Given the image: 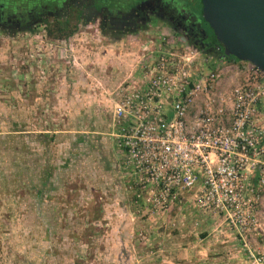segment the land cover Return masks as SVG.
I'll list each match as a JSON object with an SVG mask.
<instances>
[{
  "label": "rangeland",
  "instance_id": "obj_1",
  "mask_svg": "<svg viewBox=\"0 0 264 264\" xmlns=\"http://www.w3.org/2000/svg\"><path fill=\"white\" fill-rule=\"evenodd\" d=\"M95 29L96 27L93 25L81 23L80 26L68 28V30L74 31V34L68 38L51 37L48 34V28L43 27L35 32L20 33L16 36L0 33V161L4 159L3 162H0V171L2 175L10 176L12 169L17 170L10 163L14 156L9 149L13 137H15L14 134L18 131V129L15 130L16 121L13 114L18 113L17 124L21 125L22 130L30 124L37 134L46 135L45 133H49L50 135L48 138L50 143V174L58 175L55 170L58 169L59 165L63 170L61 171L64 175L62 179H65V187H62L63 194L60 197L57 194L58 198H55L54 201H57L58 204L57 199H63V202L68 203L67 208L72 207L69 209L73 211L70 214L61 213L56 214V216H59V219L64 218L67 224L80 218L78 212L80 208L79 206L75 207L79 198L74 196L75 199H73L71 196L74 191L77 192L82 186V189L87 191L84 195L90 196L86 185L79 183L81 174L77 172V169L81 153H94L93 147H90L93 144L94 135L89 134V136L88 133L92 129L94 130L93 126L98 125V119L97 114L94 113L96 109L93 110V107L91 108L90 104L86 103H83V107L87 110L84 117L76 118L74 115L72 116L73 112L70 111L71 114L68 115L67 119L61 118L58 114V109H60L58 106L59 98L64 96L68 98L66 102H63L62 107L75 110L78 102L74 92H81L80 94L85 95V98H88V94L92 93L102 103L101 107L98 108L104 115L102 121L104 124H108L110 121L112 125L113 116L112 113L111 115L108 113V110L113 107L116 91L126 86L128 82L137 79L142 63L151 57H155L163 48L167 47L174 49L177 47L180 51L183 47H188L193 51H198L201 57L206 59L210 70L218 67L222 90L231 91L246 76V67L240 63L218 60L211 55L202 54L189 45L184 37L162 25H153L138 36H131L120 41L103 37V35L95 32ZM113 79H118V82L113 83ZM74 80L79 81L80 84H76ZM63 83L65 84L62 85ZM32 109L33 115L30 113ZM91 110L92 112H90ZM29 115L32 118L28 117ZM77 127L81 128L78 131L81 130L80 132L82 135L84 133L85 136V139L80 137L81 141L75 132ZM73 135H76L74 139L71 137ZM59 141L63 142L58 143ZM113 143L115 153L119 158V163H121L120 157L123 156V152L118 150L116 142ZM35 151L36 159L34 162L36 166L39 154L37 148ZM100 152L103 155V150L100 149ZM22 157L25 159L26 156ZM65 161L67 164H63ZM92 161L93 158H87L86 166L89 163L92 164ZM15 174L21 178L24 176V174H19V171ZM82 175L89 180V183L94 178V172L90 170ZM5 184V188H7L9 186L7 180ZM51 200L53 199L51 198ZM99 201V204H104V201ZM260 201L258 209L261 213L262 229L260 235L257 236V242L262 253L257 252L256 256L258 254L261 259H264V250L261 248H264V192ZM82 203L85 205V202ZM27 207L26 191L21 186L15 188L11 194H0V264H26L25 260L30 252L31 244V232L27 230L26 223H35L38 218L41 221V215L38 217L33 211L27 213ZM130 210L133 213L131 221L148 220V215H151L149 213L143 214L136 208L135 211L132 208ZM101 217L99 215L98 220H101ZM218 218L222 221L224 219L222 214L218 215ZM93 232L94 230L91 228L88 233L93 235ZM97 233L100 242L103 238L102 234L104 235L106 232L105 230H97ZM149 235L151 232L148 229L131 231L132 245L130 251L132 254L130 255L129 250L127 251L126 247L119 244L115 252L113 250L114 259L110 262L105 260V256L97 260L99 253H95L94 259L96 261H92L89 256L94 254L93 252L89 253L90 251L98 248V252H100L105 246H100V244L97 247L95 244L79 246L77 243L75 246L71 242L69 245V241L66 242V245H61L62 241L54 240V238L50 239V250L48 251L46 247L43 256L38 257L43 258L41 264H170L166 260L167 255H163L166 250L163 243L147 248L143 252L145 258L143 260L138 259L137 255H140L138 245L149 238ZM91 238L95 240L94 236ZM35 247L41 248L40 244H36ZM80 248L83 250V257L87 261L79 260L77 251ZM159 250H162V253ZM79 253L81 252L79 251ZM174 260H178L177 264H186L184 259L180 260L176 255H174ZM164 261L167 262L164 263Z\"/></svg>",
  "mask_w": 264,
  "mask_h": 264
},
{
  "label": "built area",
  "instance_id": "obj_2",
  "mask_svg": "<svg viewBox=\"0 0 264 264\" xmlns=\"http://www.w3.org/2000/svg\"><path fill=\"white\" fill-rule=\"evenodd\" d=\"M245 63V78L225 91L218 67L210 70L198 51L167 47L116 91L115 137L140 210L166 213L189 195L241 237L260 235L264 72Z\"/></svg>",
  "mask_w": 264,
  "mask_h": 264
},
{
  "label": "crops",
  "instance_id": "obj_3",
  "mask_svg": "<svg viewBox=\"0 0 264 264\" xmlns=\"http://www.w3.org/2000/svg\"><path fill=\"white\" fill-rule=\"evenodd\" d=\"M240 65H243V67L247 66L246 63H240ZM74 81L76 84H80L78 83L79 81ZM112 82L117 83L118 79H113ZM80 93L74 92L77 95L76 100L78 102L75 110L62 107L63 102H66L68 99L65 96L58 99V106L60 108L58 109V114L61 118L67 119L68 115L71 114L70 111L73 112L72 116L74 115L76 118L84 117L87 110L83 107V103H86L90 104L93 110L96 109L94 113L97 114L96 117L98 119V125L93 126L94 130L92 129L88 133V135H94L93 144L90 146L93 147L94 153H81V163L79 159L77 169V172L81 174L79 183L86 185L90 196L86 197L84 195L87 191L84 188L82 189V186H80L81 188L79 187L78 193L74 191V194H76L71 195L73 199L79 198L77 205L73 206H79L80 210L78 212L80 218L70 224L65 223L64 218L61 217L59 219V216H56V214L59 215L61 213H64V215L65 213L70 214L73 211L69 209L72 207L67 208L68 203L63 202V199H57L59 201L58 204L57 201H54L55 198L63 194L62 187H65V179H62L64 178L63 173H61L63 170L59 165L58 169L55 170L56 173L58 172V175H54V173L53 175L50 174L49 133L39 135L30 124L26 125L24 130H22L21 125L17 124L18 113L13 114L16 121L15 130L18 129V131L14 134L15 137H13L9 150L14 156L10 163L17 170L14 171L12 169L10 176L2 175L0 171V194H11L15 191V188L21 186L26 191L27 213L33 211L38 217L41 215V221L38 218L35 223H26L27 230L31 232L30 252L26 257V264H41L43 262V258L40 259L38 256H43L46 247L48 251L50 250L51 238L61 240V245H66V242L69 241V245L77 243L79 246H84L85 244L87 246L95 244L96 247L99 244L100 246H105L103 251L98 252V248L90 251L89 253L93 252L94 254H90L89 256L92 261H96L94 259L95 253H99L100 255L97 256V260L105 256V260L110 262L114 259L112 255L119 244L126 247L130 255L132 254L130 251L132 245L131 231L135 229H148L151 232L149 238L144 240L141 245H138L140 255L137 256L139 260L145 258L143 252L147 248L163 243V247L166 249L163 255H167L166 260L170 264L178 263V260H174V255L180 260L184 259L186 264H264V259L262 258V260L258 254L256 256L257 252L262 253L257 242L258 235L249 234L246 238L241 237L229 228L224 220L222 221L218 218V215H221V213L199 211L196 209L192 202V197L189 195H187L185 203L178 208H174L166 213L148 215V220L131 221L133 215L130 210L131 208L134 211L136 208L137 211L139 210L143 214H146V212L140 210L137 205L134 188L135 182L132 172L124 165V153L120 157L121 163H119V158L115 153L113 142L117 143L118 150L124 152L122 147L119 146L118 139L115 137L116 129L113 127V124L111 125L110 121L109 123L107 122L108 124H104L102 121L104 115L103 113L101 114V109L98 110L102 104L100 100L92 93L88 94V98H85V95ZM30 113L33 115V109ZM108 113L110 115L113 113V107L108 110ZM28 117L32 118L31 115ZM78 129L81 128H75L77 130L75 132L81 141L80 137L85 139V136ZM74 136L76 135L71 137L74 139ZM61 142L59 141L58 143ZM35 148H37L39 154L36 166L34 162L36 159ZM39 148L41 152H39ZM100 149L103 150V155H101ZM22 156H26L25 159ZM87 158H93L92 164L89 163L88 166H86ZM3 161L4 159L0 162ZM63 164H67V162L65 161ZM89 170L94 172V178L91 183L82 175ZM18 171L19 174H24L23 178L15 174ZM258 177L259 172L255 171L252 175L253 182H256ZM6 180L9 185L7 188H5ZM263 192L264 190L261 192V198ZM99 200L104 201V204H99ZM82 202H85V205ZM99 215L100 217L103 215L101 220H98ZM91 228L94 230L93 235L88 233ZM97 230H105L106 232V234H102L103 238H101L100 242L97 237ZM92 236H94L95 240L91 238ZM36 244H40L41 248L37 249L35 247ZM261 248L264 250L263 247ZM74 251L76 252V250ZM79 251H77L79 260L87 261L83 257V250L80 248ZM161 251L159 250L160 253H162ZM167 261H164V263Z\"/></svg>",
  "mask_w": 264,
  "mask_h": 264
},
{
  "label": "flooded vegetation",
  "instance_id": "obj_4",
  "mask_svg": "<svg viewBox=\"0 0 264 264\" xmlns=\"http://www.w3.org/2000/svg\"><path fill=\"white\" fill-rule=\"evenodd\" d=\"M202 11L201 0H0V33L16 36L41 27L85 23L103 37L120 41L162 25L202 54L226 60Z\"/></svg>",
  "mask_w": 264,
  "mask_h": 264
},
{
  "label": "water",
  "instance_id": "obj_5",
  "mask_svg": "<svg viewBox=\"0 0 264 264\" xmlns=\"http://www.w3.org/2000/svg\"><path fill=\"white\" fill-rule=\"evenodd\" d=\"M203 18L224 48V56L264 72V0H201Z\"/></svg>",
  "mask_w": 264,
  "mask_h": 264
},
{
  "label": "trees",
  "instance_id": "obj_6",
  "mask_svg": "<svg viewBox=\"0 0 264 264\" xmlns=\"http://www.w3.org/2000/svg\"><path fill=\"white\" fill-rule=\"evenodd\" d=\"M73 32L74 31L68 30V27H62L60 25L51 26L50 28H48L49 36L54 37V38H68L72 34H74ZM219 45L222 46L220 43H219ZM223 52H224V48H223ZM225 58H226L227 61H230V62L245 63L244 61H239L237 59H234L232 56H230V57L228 56V57H225Z\"/></svg>",
  "mask_w": 264,
  "mask_h": 264
}]
</instances>
